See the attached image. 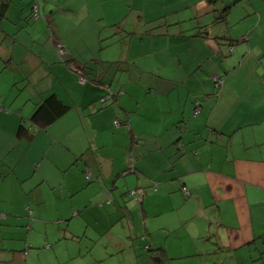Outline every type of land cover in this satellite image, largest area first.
<instances>
[{"label": "crops", "instance_id": "crops-1", "mask_svg": "<svg viewBox=\"0 0 264 264\" xmlns=\"http://www.w3.org/2000/svg\"><path fill=\"white\" fill-rule=\"evenodd\" d=\"M68 9L83 16L74 23L86 21L88 35L75 32L67 43L51 33L68 48L63 60L49 57L55 40L39 53L47 54L51 83L4 96L1 88L25 73L4 75L3 63L24 61L4 44L0 52V225L18 214L21 224L13 227L21 228L26 215L39 218L48 207L62 225L69 221L71 238L121 254L122 264H152L135 246L143 232L145 245L167 256L156 264H264V0H78ZM89 40L99 51L112 45L100 52L99 74L117 67L107 85L89 84L63 62L79 53L76 42L86 50ZM141 72L157 80L135 81ZM140 88L155 95L152 114L138 99L135 113L130 109L131 90ZM50 93L70 109L45 130L33 127L35 102ZM21 124L30 131L25 137L18 136ZM131 188L144 190L142 204L123 198ZM6 242L0 238L1 252L16 251V242Z\"/></svg>", "mask_w": 264, "mask_h": 264}, {"label": "rangeland", "instance_id": "rangeland-1", "mask_svg": "<svg viewBox=\"0 0 264 264\" xmlns=\"http://www.w3.org/2000/svg\"><path fill=\"white\" fill-rule=\"evenodd\" d=\"M78 2V0H13L10 4V10L8 17L5 21H3L0 27V52L3 50V44L5 46V52L11 54H18L24 61L23 64H17V62H12L7 65V62L3 63L4 75L13 74L14 71L20 70L21 73H25V78L18 83H12L8 87H2V91L4 96L8 98H13L16 95L24 97L27 92H33V88L38 86H45L48 82L51 83L52 77L48 70V65L45 60H42L46 56L42 53V50H46L47 47L52 44L51 40H55V43H60L62 47H64L63 56L68 54V48L66 49L63 43L59 40L57 41L54 36H52V32L58 35H62V37L66 40L67 43L72 41L75 32H81L82 37H86L88 35V31L86 30V21L81 22V24H75V21L84 19L82 15L76 13V11H71L68 9L69 5H74V3ZM110 3V0H109ZM34 4H37L39 7L38 17L36 19L33 16L32 7ZM106 14H112L113 11L106 8ZM112 12V13H111ZM102 13V12H101ZM101 13L99 14L100 17ZM136 14V13H135ZM114 15V14H113ZM148 17V15H147ZM98 28L94 30V35H96ZM92 33V34H93ZM34 34L37 37H31ZM59 36V38H60ZM80 36H76L78 39ZM37 39V40H36ZM61 39V38H60ZM33 40V41H32ZM75 42V41H74ZM73 42V43H74ZM73 43L70 45L72 47ZM81 43V42H79ZM88 48L85 50L82 44L75 43V46L72 48V51L79 50V53L73 58L82 61L83 63H88L89 70L92 73L97 72L98 78L103 77L106 80H111L112 76L116 73L117 67H112L111 71H109L108 75H100L99 67L101 66V62H96L95 59L101 61L100 52H106L110 47H105L102 51H99V47H94L93 44H90V40L87 41ZM97 43V42H96ZM103 43V42H101ZM32 44H35L32 49ZM98 44V43H97ZM99 45V44H98ZM115 46V45H113ZM91 47H94L95 52H91ZM99 49V50H98ZM55 53L49 54V57L53 59L63 60L62 57L57 53L56 47L54 48ZM74 55V54H73ZM108 61H112L110 57H115L116 54L109 53ZM68 57V56H67ZM17 61V60H16ZM25 63V64H24ZM38 63V64H36ZM61 63L53 64V70H56L58 65ZM42 66V67H41ZM125 77L126 71L118 72ZM157 76L156 74H154ZM155 76H151L148 73H135V81L138 80L140 83H147L157 80ZM140 77V78H139ZM37 78L40 80L39 85L36 83ZM127 77L123 78V82H126ZM28 85H27V84ZM57 84L62 85L58 82ZM53 85V84H52ZM54 86H56L54 84ZM120 88V87H119ZM120 90V89H119ZM118 90V91H119ZM63 91V90H62ZM149 89L143 90L142 88L138 90H131L132 99L129 102L130 109H134L135 113V105L137 106L136 100L140 102L141 106L146 110H150V113L156 111L157 104L154 101L155 95H151L150 97H146L145 94ZM64 95V92H61ZM65 97V95H64ZM66 98V97H65ZM159 102V96H158ZM112 105H108L106 108L111 107ZM135 118V114H134ZM115 126V125H114ZM108 127V126H106ZM120 144V142H119ZM58 196V193L56 194ZM2 197V196H1ZM2 199V198H0ZM74 197H72V201ZM47 204V202H45ZM54 203V202H53ZM59 203V201H57ZM8 204V202H7ZM1 206V202H0ZM53 207V205H52ZM48 208V207H47ZM47 208H44L42 211V215L39 218H36L34 215H31L30 219L26 214L25 218L27 223L19 228L13 227L15 225L21 224L20 216L18 214H10L7 218V225H0V230L5 231L6 233L0 232V238L4 239V243L6 245V239H9L12 243L17 244L16 251L10 249L8 251H0V255L8 256L9 259L13 260H0V264H81V260H94V259H102L99 264H122V260L124 257L121 254L118 255H109V251L105 250L103 246L99 243H92L90 241L73 240L66 231V224L68 226L69 221L58 222L56 220V213L54 211L50 212ZM30 209V208H29ZM31 212V211H30ZM64 212V211H63ZM62 212V213H63ZM29 213V211H28ZM13 216V217H12ZM51 218L53 222H51ZM50 220V221H49ZM67 220V219H66ZM64 220V221H66ZM17 222V223H16ZM16 223V224H11ZM7 226H10L11 229L16 230L10 232V229H7ZM76 231L77 229H73ZM68 231L71 230L68 228ZM116 229H114L113 235L115 236ZM68 233V234H67ZM112 234V233H111ZM143 235L144 232L142 233ZM18 238H17V236ZM109 236V235H108ZM109 237H112L109 236ZM143 237V236H141ZM135 238V246L140 250L141 256L140 260H148L147 252L144 249L145 243H147L148 236L144 238ZM17 240V241H15ZM26 243L24 244V241ZM25 245L30 246L27 251V256L23 257L22 250ZM93 245V246H92ZM92 247V249H91ZM86 248V249H85ZM79 253L82 257L78 256ZM83 253V254H82ZM93 255H97V258L93 257ZM21 256V257H20ZM20 258V260H19ZM202 262L199 264H207L212 260H201ZM221 262L227 264V260H219ZM172 264H189L187 260H173ZM198 264V263H197Z\"/></svg>", "mask_w": 264, "mask_h": 264}, {"label": "trees", "instance_id": "trees-1", "mask_svg": "<svg viewBox=\"0 0 264 264\" xmlns=\"http://www.w3.org/2000/svg\"><path fill=\"white\" fill-rule=\"evenodd\" d=\"M11 1H13V0H0V27L3 23V21H5L6 18L8 17ZM34 7H36V11H35ZM34 7H33L32 11H33L34 18L36 19V17H38V10L39 9L37 8V6H34ZM204 33L205 32H199L197 35L201 36ZM55 46H56V49L60 55H63V53H65L64 47H62L60 43H58V42L55 43ZM61 49L63 50V52H61ZM95 61L102 63V61H100L98 59H95ZM63 62L68 63L69 66H73V68L76 70V72L79 74V76L81 78H83L84 81L86 80L89 84H92L95 86L107 85L105 83H110L113 80V79L106 80V78L104 80L103 77L98 78L97 72L92 73V72L88 71L90 65H88L87 62L83 63L82 61H79L75 58H71V59L68 58V59L64 60ZM108 86H110V85H108ZM112 94H113L112 97L109 99H111V101L113 102L115 100V98L122 95V92L119 90L118 92H113ZM36 100H37V98H36ZM69 109H70V106L68 104L64 103L61 99H59L55 93H50L47 96L42 97L35 102L34 110H33L32 114L30 115V118H29L30 124L33 127H37L39 129L45 130L52 123H54L57 119H59L60 117L65 115L69 111ZM116 120H118V119H116ZM120 124H121V121H120L119 125ZM115 127H117V126H115ZM17 132H18L19 137H25L26 135H28V132H30V131L28 130L27 127H25L23 124H21L19 126ZM27 137L31 138L32 135H29ZM132 167L133 166H131V168L128 167L124 171V173L128 174V173L134 172ZM87 178H89V177L87 176ZM110 191H112V190H110ZM180 191H181V194L183 195V197H185V198L188 197L190 194L188 188L184 185L181 186ZM144 194H145V192L141 188H133V189L131 188V189H128L123 194V196H124L123 198L126 201H132L136 204H142ZM27 217H29V219H30V216H27ZM140 227H141V225H140ZM141 236H143V237H141ZM146 236H147L146 233H145V235L141 234L139 236V238L141 237V238L145 239ZM76 237H72V239L74 240V238H76ZM29 248H30V246L25 245V248L22 250V253H24L27 256L26 253H27ZM144 249L146 252L148 251L147 252V255H149L148 258L151 259V260H149V262H151L152 264H153V262H155V264L160 263V262L164 263V261L167 260V256L165 255V252L162 248H152L149 245H145ZM150 254H152V255L150 256ZM157 257L160 259V262L155 260V259H157ZM163 263H161V264H163Z\"/></svg>", "mask_w": 264, "mask_h": 264}, {"label": "built area", "instance_id": "built-area-1", "mask_svg": "<svg viewBox=\"0 0 264 264\" xmlns=\"http://www.w3.org/2000/svg\"><path fill=\"white\" fill-rule=\"evenodd\" d=\"M34 9H35V11H36V7H34ZM61 52H63L62 49H61ZM216 82L219 83V84H221V83L223 82V79H222V78H220V79H216ZM198 111H199V108L197 107V108L195 109V111H194V114H197ZM119 123H120V120H115V121H114V125H115V126H118ZM108 199H110V196H108Z\"/></svg>", "mask_w": 264, "mask_h": 264}]
</instances>
